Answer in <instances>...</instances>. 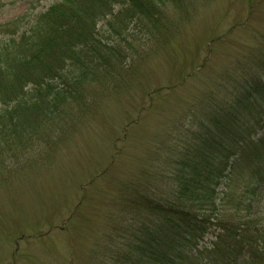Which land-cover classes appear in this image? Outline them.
<instances>
[{"label":"rangeland","instance_id":"1","mask_svg":"<svg viewBox=\"0 0 264 264\" xmlns=\"http://www.w3.org/2000/svg\"><path fill=\"white\" fill-rule=\"evenodd\" d=\"M59 1L0 0V25L16 21L5 32L19 35ZM181 1L161 11L165 42L146 19L131 23L118 44L123 67L103 75L102 86L87 85L77 114L72 105L24 147L17 142L8 160L0 153V264H106L121 184L146 169L167 177L168 147L183 148L177 137L192 127L203 95L264 48V0ZM110 19L97 25L105 40ZM255 195L242 214L264 225V186Z\"/></svg>","mask_w":264,"mask_h":264},{"label":"trees","instance_id":"2","mask_svg":"<svg viewBox=\"0 0 264 264\" xmlns=\"http://www.w3.org/2000/svg\"><path fill=\"white\" fill-rule=\"evenodd\" d=\"M168 2L183 5L60 0L19 35L5 32L16 21L0 25V153L8 160L17 142L24 147L23 139L62 120L67 108L82 107L87 85L102 86L103 75L122 68L126 52L118 44L131 23L146 19L165 42ZM107 16L105 40L97 25ZM256 50L200 99L192 127L177 137L183 148L165 154L167 177L146 169L121 184L123 210L110 223L106 264H264V225L242 214L264 186V48ZM1 171L5 160L3 180Z\"/></svg>","mask_w":264,"mask_h":264}]
</instances>
